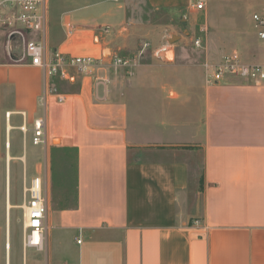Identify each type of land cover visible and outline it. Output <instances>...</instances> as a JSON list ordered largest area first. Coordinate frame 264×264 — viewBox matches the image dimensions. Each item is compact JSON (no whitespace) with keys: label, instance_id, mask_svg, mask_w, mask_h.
Here are the masks:
<instances>
[{"label":"crops","instance_id":"0c3cea01","mask_svg":"<svg viewBox=\"0 0 264 264\" xmlns=\"http://www.w3.org/2000/svg\"><path fill=\"white\" fill-rule=\"evenodd\" d=\"M130 1L50 0L49 48L101 61L53 80L64 102L44 101L43 71L14 63L22 51L0 31V264H264V84L209 85L203 66L225 54L218 39L264 63L252 21L264 0H144L180 15L175 29L132 18ZM163 45L172 59L154 55ZM114 54L139 63L114 68ZM41 119L46 147L33 144ZM62 149L77 155L74 199L51 210ZM34 178L49 202L43 249L22 227Z\"/></svg>","mask_w":264,"mask_h":264},{"label":"built area","instance_id":"2783aa9c","mask_svg":"<svg viewBox=\"0 0 264 264\" xmlns=\"http://www.w3.org/2000/svg\"><path fill=\"white\" fill-rule=\"evenodd\" d=\"M50 0H0V31L6 39V47L12 51L21 49L20 58L10 53L11 60L17 64H28L43 71L45 79L44 101L47 98L64 102L66 97L59 94L53 87V80L61 78L70 80V68H76L81 73L101 64L92 57H67L59 50H51L48 46V11ZM195 11H203L204 3H195L190 7ZM254 28L260 44L264 46V14L252 15ZM14 43H17L16 46ZM197 51L206 52L204 36H196L192 40ZM148 48L145 45L144 50ZM169 45H163L154 50V55L160 59H168ZM139 63V57H121L113 55L111 65L114 68L126 67L132 69ZM205 79L209 85L220 84L225 77L234 76L253 83L264 84V63H248L237 52L224 54L219 60L206 59L204 64ZM33 144L48 145L45 134V119L36 122ZM27 200L23 207L25 218V246L43 249L45 235L48 232L49 202L46 184L42 178H34L27 189Z\"/></svg>","mask_w":264,"mask_h":264},{"label":"rangeland","instance_id":"374dc122","mask_svg":"<svg viewBox=\"0 0 264 264\" xmlns=\"http://www.w3.org/2000/svg\"><path fill=\"white\" fill-rule=\"evenodd\" d=\"M130 13L132 18L136 20H143V21H152L157 23H168L171 22L175 26H182L184 22L181 20L180 15L173 16L172 14L164 11L156 12V14H153L151 10L146 6L144 3V0H131L130 1ZM259 12V11H258ZM197 36H201L200 34ZM173 39L171 42L172 44L175 43L178 38ZM215 43V42H214ZM218 49L212 48L213 53H230V49H222L220 45H222L218 39ZM256 46V44H255ZM229 48V47H226ZM234 52V51H233ZM236 52V51H235ZM239 53V52H238ZM247 53V52H246ZM249 53V52H248ZM170 52L167 54V58ZM171 59V58H170ZM55 144H59L58 140L55 142ZM60 159L56 162V167H54V175L53 178L56 180V184L54 186V194L52 191L49 195V201H50V209H54L56 206H67L69 203H71L74 199V183H75V177H74V159L72 154H66V153H59ZM52 181V176H51ZM53 187V186H52ZM73 195V196H72ZM25 203L23 204L24 207ZM22 227H24V209L22 208Z\"/></svg>","mask_w":264,"mask_h":264},{"label":"trees","instance_id":"16d2710c","mask_svg":"<svg viewBox=\"0 0 264 264\" xmlns=\"http://www.w3.org/2000/svg\"><path fill=\"white\" fill-rule=\"evenodd\" d=\"M62 152L66 153V154H68V155H69V154H72V155H73V153H74V162H75L74 165H76V162H77L76 151L71 150V149H62ZM75 170H76V168H75Z\"/></svg>","mask_w":264,"mask_h":264},{"label":"bare ground","instance_id":"6f19581e","mask_svg":"<svg viewBox=\"0 0 264 264\" xmlns=\"http://www.w3.org/2000/svg\"><path fill=\"white\" fill-rule=\"evenodd\" d=\"M168 56H169V59H170V58L172 59V54H171V53H170ZM56 142H57V141H56ZM10 204H11V203H10Z\"/></svg>","mask_w":264,"mask_h":264}]
</instances>
